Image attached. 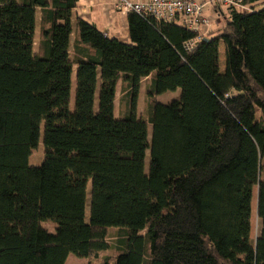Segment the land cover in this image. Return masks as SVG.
<instances>
[{
    "label": "trees",
    "instance_id": "16d2710c",
    "mask_svg": "<svg viewBox=\"0 0 264 264\" xmlns=\"http://www.w3.org/2000/svg\"><path fill=\"white\" fill-rule=\"evenodd\" d=\"M77 2L0 0V264L92 260L111 229L117 252L103 264H264V0L228 7L190 52L197 35L176 23L129 13L124 44L78 19L72 56ZM149 79L152 98L181 97L152 104L147 121L136 105ZM120 81L129 104L117 118Z\"/></svg>",
    "mask_w": 264,
    "mask_h": 264
},
{
    "label": "rangeland",
    "instance_id": "374dc122",
    "mask_svg": "<svg viewBox=\"0 0 264 264\" xmlns=\"http://www.w3.org/2000/svg\"><path fill=\"white\" fill-rule=\"evenodd\" d=\"M198 2H203V1H198ZM211 2H210L209 8L205 9V16L209 19L211 23V29L214 30V34H213L214 36V35H217L219 31L222 29V27L225 25L226 18L225 16L215 11L216 10L215 7H218V6H216L215 4H212ZM222 10L227 12V8L225 7H222ZM40 38H41V35L38 29L36 33V39H35L36 47L38 45L37 40H39ZM220 65H221V71L225 72L226 55H225L224 46H221L220 48ZM150 85H151L150 79L145 80L141 84L140 91H139L138 98H137V105H136L137 117L140 119L147 120V121L149 120L150 108L152 104L167 105L175 100H178L181 97V90L179 89L175 92H167L163 95H159V96L152 98L149 95ZM75 93H76V72L73 75L72 100H71V105H70V109L72 111L74 110V107H75ZM128 100H129L128 94L127 92L124 91V87L122 85V82L120 81L118 84V88H117V102H116V110H115V116L117 118H121L127 115V108L129 104ZM95 110L96 111L98 110V93H97ZM151 134H152V126L149 124V139L151 138ZM43 136H44V124H42L41 126V138H40L39 146L36 150L33 151L29 159L30 166H34V167L41 166L44 161L45 148H44V143H43ZM149 162H150V153L148 152L147 158H146V165H145V170L147 173L149 170ZM90 193H91V183H89L88 185V205H87V212H86L87 221L89 220V216H90V207H89ZM256 205H257V201L255 198L253 202V229H252V240L253 241L256 240L260 232V221L258 220V217L256 214ZM44 227L47 228L48 231L51 233H55L56 231V226L52 222L44 223ZM118 232L119 230L117 229H111L109 231L108 242L111 247L109 251L100 254V256L92 260H88L86 258H78L75 255H70L66 264H103V261L106 258L115 257L116 252H117V247H118V239H119Z\"/></svg>",
    "mask_w": 264,
    "mask_h": 264
},
{
    "label": "built area",
    "instance_id": "2783aa9c",
    "mask_svg": "<svg viewBox=\"0 0 264 264\" xmlns=\"http://www.w3.org/2000/svg\"><path fill=\"white\" fill-rule=\"evenodd\" d=\"M211 3L219 7L250 10V6L244 4V0H214ZM209 4L196 0H150L136 2L119 0L118 10L124 14L136 13L138 15L153 17L164 23H176L183 26L188 31L197 35L196 39L187 42L185 45L186 50L190 52L211 29V23L205 16V9Z\"/></svg>",
    "mask_w": 264,
    "mask_h": 264
},
{
    "label": "crops",
    "instance_id": "0c3cea01",
    "mask_svg": "<svg viewBox=\"0 0 264 264\" xmlns=\"http://www.w3.org/2000/svg\"><path fill=\"white\" fill-rule=\"evenodd\" d=\"M130 1H150V0H130ZM210 3L214 0H196ZM119 0H78L76 8L73 11L72 26L73 34L71 38V55L73 56V45L77 38V21L78 19L87 22L88 24L96 26L104 35L111 39H117L118 41L129 44L131 42L130 31L128 25V14L121 13L118 10ZM210 4L206 7L209 8ZM217 6V5H216ZM216 12L225 16L227 19V12L222 10V7L215 8ZM36 33L39 29L41 35V13L38 10L36 15ZM210 34H214V30L211 29L205 36L209 37ZM36 39V34H35ZM38 45L35 46V52H40L41 38L37 40ZM36 44V41H35ZM77 67H74V73ZM144 82V81H143ZM142 82V83H143Z\"/></svg>",
    "mask_w": 264,
    "mask_h": 264
}]
</instances>
